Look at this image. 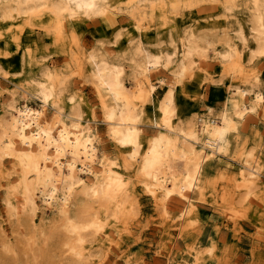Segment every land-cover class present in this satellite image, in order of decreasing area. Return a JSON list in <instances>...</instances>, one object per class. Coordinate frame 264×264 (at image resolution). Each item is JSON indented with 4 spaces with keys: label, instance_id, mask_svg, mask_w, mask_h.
<instances>
[{
    "label": "bare ground",
    "instance_id": "bare-ground-1",
    "mask_svg": "<svg viewBox=\"0 0 264 264\" xmlns=\"http://www.w3.org/2000/svg\"><path fill=\"white\" fill-rule=\"evenodd\" d=\"M83 25L99 27L93 47L83 42ZM41 34L66 53V64L48 60ZM214 71L228 79V95L218 110L205 101L202 109L197 88ZM70 75L92 87L115 158ZM2 79L17 89L0 112V187L5 182L13 221L9 233L0 219L3 263H93L120 230L125 237L109 252L139 264L129 240L141 215L136 185L161 210V231L173 219L179 232L191 231L201 218L196 201L213 182L205 166L222 156L241 165L230 191L239 203L251 207L249 197L264 189V139L258 151L244 132L264 113V0H0ZM149 125L157 128L151 138ZM171 204L181 205L178 214ZM195 243L183 262L169 264H207L203 253L218 245Z\"/></svg>",
    "mask_w": 264,
    "mask_h": 264
},
{
    "label": "rangeland",
    "instance_id": "rangeland-1",
    "mask_svg": "<svg viewBox=\"0 0 264 264\" xmlns=\"http://www.w3.org/2000/svg\"><path fill=\"white\" fill-rule=\"evenodd\" d=\"M79 29L82 31L83 42L87 47H93L99 38L98 26L83 25ZM101 29V28H100ZM39 47L42 49L48 60L52 59L59 65L67 63V55L64 51L52 43V40L41 34L39 36ZM263 74V73H262ZM159 75H154V82H158ZM169 81L173 78L166 73ZM209 79L201 82L197 88L198 95L201 99L200 107L203 109V103L207 102L215 109H219L222 100L228 95L227 81H221L220 73L214 71L208 76ZM218 82V83H217ZM70 89L77 93H82L88 111L95 114L96 121L93 123L101 134L102 148L111 158H115L118 154L115 144L107 134L106 124L102 122V112L99 107L98 100L92 87L88 84H82V78L76 75H70ZM84 85V86H83ZM128 87L132 91L134 89L133 80L130 79ZM17 89L10 80L2 79L0 84V112L3 102L12 98L13 92ZM73 91V92H74ZM68 95V93L66 94ZM61 104L68 110L69 104L67 96H63ZM190 108L193 110L195 104L192 101ZM55 110L52 107L48 108V116L54 114ZM253 126L250 128V126ZM247 127V128H246ZM246 143L247 145L256 146L259 151L264 139V113L259 112L257 117L249 118L246 123ZM148 138H151L157 133V128L154 126H144ZM244 130V129H243ZM264 144H262V147ZM248 148V147H247ZM263 155V154H262ZM10 158H6L5 166L7 170L10 168ZM241 165L230 158L221 157L215 162L205 166V174L213 181L211 186H207V198L198 199L200 220L197 222L195 229L186 232H179V229L173 227L175 219L167 223L171 228L169 232L176 233L174 238H169L168 233L161 231L162 213L154 202V198L144 193L140 184L136 185L137 196L141 215H139L131 224V233L129 240L133 243L132 250L135 256H139V264H169L170 259L184 261L188 257V253L192 250L188 248L195 242L199 243H215L218 247H213L212 254L206 251L207 264H264V205H260L261 199L264 200V189L251 195L249 199L253 201L250 207L249 201L239 203L240 197L237 194L233 196V185L237 183L239 170ZM14 176H12L13 178ZM16 180V176L14 181ZM262 185L264 186V169L260 176ZM5 182L0 187V219L2 224L6 226L7 232L11 233L13 221L6 215L3 197L6 193ZM228 195V200L223 203V196ZM261 197V199H258ZM180 204H171V214H178ZM40 216H37V222H40ZM162 219V220H161ZM111 235L104 239L102 250L98 253L95 262L89 264H122L121 256H115L114 252H109V249H116L119 246L115 242H121L125 233L120 230H112ZM195 243V245L199 244ZM109 248V249H108ZM107 253L105 255L104 253ZM0 264H8L0 261Z\"/></svg>",
    "mask_w": 264,
    "mask_h": 264
}]
</instances>
